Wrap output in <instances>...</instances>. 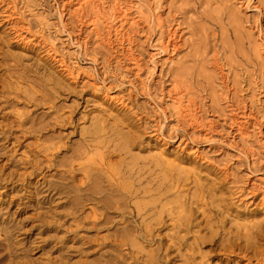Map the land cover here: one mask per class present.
Returning a JSON list of instances; mask_svg holds the SVG:
<instances>
[{
	"label": "rangeland",
	"instance_id": "rangeland-1",
	"mask_svg": "<svg viewBox=\"0 0 264 264\" xmlns=\"http://www.w3.org/2000/svg\"><path fill=\"white\" fill-rule=\"evenodd\" d=\"M117 8L133 20L120 26L112 17ZM98 10L102 14L96 17ZM157 17L163 23L161 30L155 23ZM173 30L178 46L167 52L170 47L165 41ZM15 32L22 36H15ZM178 90L197 121L179 111L175 101ZM17 91L29 96L46 95L51 102L5 103L6 96L13 97ZM1 107L0 131L8 128L11 120L17 121L18 109L29 111L32 117L43 115L51 122L57 108V114L64 118L73 115V121L64 127L58 123L54 135L69 133L73 143L96 118L104 119L117 134L112 145L121 143L124 136L139 133L136 141L127 145V159L159 156L180 170H189V182L179 188L181 195H186L187 188L194 189L195 179L199 183L221 180L215 194L227 203V209L218 215L224 220V229L235 231L239 224L257 223L264 229V0H0ZM3 112L9 114L8 119ZM236 116L245 121L244 135L237 129ZM14 129L10 128L13 133L9 141L6 138L0 144L14 147L15 159L22 167L18 166L19 179L14 177L10 190L3 187L0 194L7 190L16 193L13 197L21 205L19 212H15L17 205L2 210L9 216L4 213L0 225L7 228L19 221L22 228L13 235L0 230V239L11 235L15 245L22 248L42 239L50 242L54 235L62 237L65 242L56 243L63 249L52 250V254L36 252L43 263L47 257L65 256L71 246L91 245L87 255L72 250L68 260L63 258L69 264L103 263L108 253H115L110 243L127 253L129 248L120 244V238L106 236L115 229L112 223L91 227L90 207L101 216L100 208L88 204L73 212L71 204L79 200L75 192L67 198L55 194L49 200L40 175H21L26 168L20 157L26 155V161L33 160L27 145H51L56 138L44 140L33 134L23 137L18 146L12 136L21 131ZM63 141H68L67 137ZM64 155L69 153L62 151L59 157ZM5 161V156L0 158V164ZM148 165L141 169L142 175L156 179L141 185L153 190L163 176L157 166ZM55 173V168L49 169L45 179L53 181ZM13 185L17 191L12 190ZM32 189L37 194L33 199L28 192ZM46 207L52 211H46ZM130 209L118 212L126 216ZM201 209L198 219L207 216L216 221L212 213L206 210L203 215ZM110 215L115 220L121 218ZM41 221L51 225L44 227ZM205 231L197 232L202 235ZM162 242L167 245L170 238L164 236ZM144 244L143 253L156 245ZM45 250H50V245ZM202 251L209 252L210 247ZM221 252L207 262H248L235 256L224 258ZM178 263L180 259L171 264ZM127 264L135 263L128 257Z\"/></svg>",
	"mask_w": 264,
	"mask_h": 264
},
{
	"label": "bare ground",
	"instance_id": "bare-ground-1",
	"mask_svg": "<svg viewBox=\"0 0 264 264\" xmlns=\"http://www.w3.org/2000/svg\"><path fill=\"white\" fill-rule=\"evenodd\" d=\"M98 8L100 7L98 6ZM100 14H102V11H96V17ZM112 17L119 21L120 26L133 20L126 11L120 8L116 9ZM155 23L160 30L163 28L160 17L156 18ZM115 30L121 32L118 27H115ZM17 35L22 36V33L15 32V36ZM167 38L165 43L170 48H166V51H174L178 46L177 32L175 30L170 31ZM34 92L36 93V91ZM19 98H22V100ZM45 99L48 103L51 102V99H47L46 95L36 96L34 94V96H29L25 91H17L13 97L6 96L5 103L10 106H15L20 102L38 105L43 101L46 103ZM175 101L181 114L188 116L192 121H197L194 118L195 114L189 109V104H184L183 93L179 90L176 91ZM1 109L2 107L0 112ZM54 113L57 116H51L52 121L50 122L46 121L43 115L32 117L29 111L16 110L17 121L11 120L6 124L8 128L1 130L2 132L0 131V141H4L6 138L9 141L13 133L10 131L12 127H15V131H21L20 134L12 136L18 146L22 144L23 137H29L33 134L39 139L42 137L44 140L56 138V141L51 145L41 144L35 147L37 149L27 145L33 155V160L31 162L26 161V155L20 157L23 167L26 168L25 170L31 168L30 171H22L21 175L24 176L26 172L28 175H40L39 178H42V183L45 182V185H47L44 191L49 200L55 194H62L67 198L70 192H75L74 195L79 200L72 202L73 212L88 204H92L93 207L100 208L103 211L100 216L90 207L93 212L89 221L91 227L95 228L112 223L115 229L112 234L106 236L113 239L120 238V244L127 245L129 251L127 253L118 251L116 244L110 243L113 247L112 251L115 253H108V256L103 260L104 262L98 264H127L128 257L135 264L139 262L141 264H171L172 261L177 259H180L178 264H209L207 259L219 255L218 251H222L221 253L225 255L224 258L227 259L235 256L247 260L246 264H264V248L261 247V238L264 236L263 224H239L235 231L232 229L225 230L223 227L225 226L224 220L218 218V215L227 209L225 198L218 197L215 194L222 184L221 180L217 183H209L208 181L199 183L195 179L194 189L190 191V188H187L186 195H181L179 188L189 182L190 176L187 175L189 170H180L169 160L159 156L152 159H139L136 156L127 159V145L129 143L133 144L137 139L136 135L139 133H135V136L132 134L124 136L121 143L112 145L110 143L114 138L118 139L117 134L112 132L113 128H110L104 119L96 118L90 124V129L85 128L81 132V139L73 143L69 139V133L66 136L54 135V128L57 127L58 123L61 127L72 124L73 115L64 118L57 114V108L54 109ZM2 114L5 119L9 118L7 112ZM234 121L238 131L241 135H244L245 121L239 120L237 116ZM105 129H108V131ZM65 137L68 141H63ZM6 146L0 144V158L6 157V161L0 164V190L10 184L12 185L14 177L19 179V176H17L19 173L18 166L21 165L15 159L14 152L16 150L13 152L14 147L7 148ZM62 151L69 153V155L59 157ZM47 152H51L50 158ZM147 164H149L148 167L157 166L163 176L153 190L141 185L143 181L150 183L156 179H150L142 175L141 169ZM8 168L10 169L5 171ZM53 168L56 169V173L52 174L53 181L46 180V171ZM10 188L11 186L7 189L10 190ZM12 190L17 191L16 186L13 185ZM7 191L0 194V218L4 213L7 214V217L9 216L6 211L1 212L9 205H17L15 212L18 211V207L21 205L13 197L16 193L9 194ZM28 192L31 199L37 195L33 189L28 190ZM146 197H150V199L145 200ZM162 200L165 201L162 202ZM127 207H131V209L126 216L123 212H118V210H124ZM46 208V211H52L51 207ZM200 209L203 215L208 210L212 213V217L216 218V221H212V218L207 216L204 220L198 219ZM110 214L121 215V218L115 220L116 217ZM41 224L44 227L51 225L50 222L44 221H41ZM118 225L121 226L117 227ZM170 226L169 232L161 233L163 229ZM21 228L19 221L7 228L0 225L1 231H8L12 235L21 232ZM204 229L206 231L201 235L199 232ZM48 230L51 231L52 229L49 228ZM164 236L170 238L167 245L162 242ZM57 237L54 235L52 238L55 239L50 242L42 239L38 244L35 243L32 246L20 248L11 240V235L6 236L3 240L0 239V264H69L63 258L65 257L68 260L72 255V250L83 252L84 255L90 252L91 245L86 248L71 246V249L68 247L65 256H55L54 259L53 257H47L46 262H40V257H36L38 250L49 251L52 254V250L63 249L56 242L65 241L62 237L60 239H57ZM189 238L190 241H188ZM144 243L156 245L143 253ZM48 245H50V250H45ZM205 246L210 247L209 252L204 253L202 251ZM184 248H187V250L182 252ZM34 250L35 252L30 258L29 255ZM134 252L136 253L134 254Z\"/></svg>",
	"mask_w": 264,
	"mask_h": 264
}]
</instances>
